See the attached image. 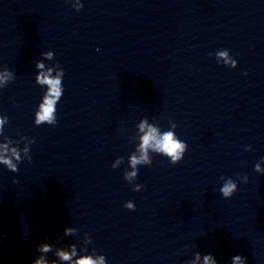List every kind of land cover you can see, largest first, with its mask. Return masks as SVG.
I'll return each instance as SVG.
<instances>
[{"label": "clouds", "instance_id": "obj_1", "mask_svg": "<svg viewBox=\"0 0 264 264\" xmlns=\"http://www.w3.org/2000/svg\"><path fill=\"white\" fill-rule=\"evenodd\" d=\"M221 57H226V52L219 53ZM39 67H43V65H39ZM3 77H0L2 79ZM39 82L42 84L49 85V95L45 97L44 103L40 106L41 111L37 113V123H41L47 121L50 124H55L56 121L53 117L54 113V104L56 103V98H59L61 94L60 84L61 81L59 78H48L47 76L42 75L39 78ZM3 120H0V125L3 124ZM141 130L144 129L145 124H141ZM149 148H154V150L165 153L172 157V164L175 165L177 161L180 160L181 153L184 150V144H182L179 140L174 139V135L172 132H165L162 136H159L155 128H148V131L142 137L141 143V156L135 157L133 156L131 159V163L133 167H135L138 163H151V161L147 157V150ZM0 162L7 164L10 168L15 170L14 166L12 165L11 161L6 159L3 156H0ZM130 175H135L132 173ZM238 190L237 185L229 180L221 189L220 191L223 194V198H231L234 193ZM127 207L131 208L132 205L129 204ZM71 228H66L64 234L70 235L72 233ZM52 245L49 243H41L37 251L39 253H49L52 251ZM56 255L59 257L60 260L67 261L70 260V255L64 251H57ZM72 255H75V250L73 249ZM200 260V253L196 254V259L191 262V264H197V261ZM33 264H48V261L44 258L43 255L39 256L38 258L34 259ZM55 264V262H53ZM76 264H104L103 258L101 257L99 260H93L90 257H83ZM204 264H217V261L213 259L211 254L204 256ZM233 264H243V259L240 255H236L233 258Z\"/></svg>", "mask_w": 264, "mask_h": 264}]
</instances>
